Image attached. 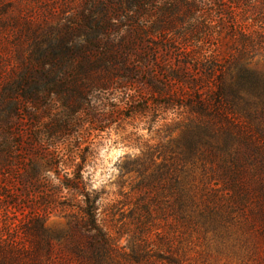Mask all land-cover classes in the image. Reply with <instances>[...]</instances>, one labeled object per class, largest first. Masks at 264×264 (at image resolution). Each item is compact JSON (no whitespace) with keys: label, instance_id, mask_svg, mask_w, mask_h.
<instances>
[{"label":"rangeland","instance_id":"1","mask_svg":"<svg viewBox=\"0 0 264 264\" xmlns=\"http://www.w3.org/2000/svg\"><path fill=\"white\" fill-rule=\"evenodd\" d=\"M239 71L264 81V0H0V264H264V98L193 113ZM196 134L238 156L236 185L206 147L182 158Z\"/></svg>","mask_w":264,"mask_h":264},{"label":"trees","instance_id":"2","mask_svg":"<svg viewBox=\"0 0 264 264\" xmlns=\"http://www.w3.org/2000/svg\"><path fill=\"white\" fill-rule=\"evenodd\" d=\"M217 84L218 85H216L215 90L208 95L206 101H199L196 103L194 108L195 112L193 113L200 118H210L208 119L209 121H212L211 118L216 120V117L219 116V109L226 110L228 115L241 117L246 114L248 106L257 107L255 101L257 99L264 98V81L254 74L242 71H239L235 77H230L225 74L219 78ZM206 108L211 110H206ZM212 110L213 113L210 115ZM262 112L264 114L263 107ZM202 146L209 150L210 153L206 155L210 157L212 161L217 160L219 162L218 168L221 170V176L223 178H228L229 182H231L233 186L236 185V183L240 181L243 172L241 161L238 156L221 150L218 146L214 147L209 143H205V139L199 134H196L189 140L185 141L184 148L181 151V155L183 156L182 158L187 160L193 155H198V153H200L198 148ZM201 156L204 155L201 154ZM164 169L166 168L164 167ZM165 172L167 173L168 171L165 170ZM61 189L62 191H67L68 193L76 191L80 194L83 200L81 202L82 206L79 207L78 212L83 219L82 225L85 231H87V236H90L89 239L91 242L107 245L109 240L105 238V235L102 234L101 230L96 225L95 205L97 203V199L93 196V194L86 191L85 187L80 184L79 179L72 181L67 179L66 182L61 185ZM43 192L45 196L44 200H49V205L53 206L51 202L55 198L54 193L50 192V188L45 190L43 189ZM185 198L186 197L184 195H180L179 201H181V209H184L183 206L185 205V201L183 199ZM41 212H39V216H36V219H33V226L28 228L25 234H33V246H35L37 250H44L47 252L50 249L48 243L49 238L47 232H45L42 228L44 213ZM17 248L18 247H10L8 250L12 252ZM23 248L18 251L21 250L22 253ZM37 253L38 252L35 251L34 258L36 259L38 257ZM37 264H43V262L39 261Z\"/></svg>","mask_w":264,"mask_h":264}]
</instances>
